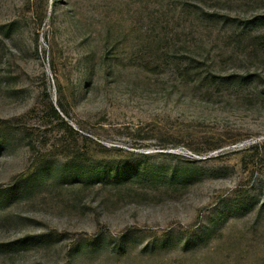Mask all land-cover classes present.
Masks as SVG:
<instances>
[{"label":"rangeland","instance_id":"rangeland-1","mask_svg":"<svg viewBox=\"0 0 264 264\" xmlns=\"http://www.w3.org/2000/svg\"><path fill=\"white\" fill-rule=\"evenodd\" d=\"M0 264H264V0H0Z\"/></svg>","mask_w":264,"mask_h":264},{"label":"trees","instance_id":"trees-1","mask_svg":"<svg viewBox=\"0 0 264 264\" xmlns=\"http://www.w3.org/2000/svg\"><path fill=\"white\" fill-rule=\"evenodd\" d=\"M11 121L10 120H6V119H0V127H9L11 126Z\"/></svg>","mask_w":264,"mask_h":264}]
</instances>
